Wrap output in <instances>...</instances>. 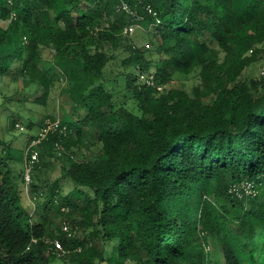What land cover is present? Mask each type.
Returning a JSON list of instances; mask_svg holds the SVG:
<instances>
[{
	"label": "trees",
	"instance_id": "obj_1",
	"mask_svg": "<svg viewBox=\"0 0 264 264\" xmlns=\"http://www.w3.org/2000/svg\"><path fill=\"white\" fill-rule=\"evenodd\" d=\"M138 22L158 59L124 43ZM53 44L68 106L57 130L37 145L35 134L6 139L37 125L0 110V121L11 112L0 127V264H264V79L244 78L264 54V0H0V77L43 88L37 103L54 84L40 48ZM120 49L119 91L105 71ZM197 70L191 91L170 87ZM85 140L99 154L68 158V195L35 177L56 145L74 155ZM33 150L29 212L14 165ZM54 239L67 254L51 253Z\"/></svg>",
	"mask_w": 264,
	"mask_h": 264
},
{
	"label": "rangeland",
	"instance_id": "obj_2",
	"mask_svg": "<svg viewBox=\"0 0 264 264\" xmlns=\"http://www.w3.org/2000/svg\"><path fill=\"white\" fill-rule=\"evenodd\" d=\"M145 23V22H144ZM144 23H136V28L131 36L124 39V43H131L133 46L137 48H145L149 49L148 57L158 59L159 56L156 53V49L154 50V43L150 42L148 35L150 33V29H146ZM108 22L106 19L103 20V25L107 26ZM26 43L28 40H25ZM55 46H42L40 48L41 58L39 61V67L41 69L47 70L49 76L54 80V84L52 85L49 95L47 96V100L45 103H37L34 100L41 96L43 93V88L38 87L37 85L31 87L29 90H23V84L21 81H15L9 77L2 78L0 77V110L3 111L10 109L11 112H18L26 117H29L31 121H33L34 125L37 127L33 131H29L26 127L18 128V130L7 131L5 133L6 139H13L15 137H21L26 134H35L38 135L40 132L46 128L48 125H52L60 120L62 117V111L65 108H68L66 105L65 108L63 104V100L66 96L62 95L61 91L65 86V82L63 80V76L60 71L55 67L54 53ZM116 57L109 62L105 78L109 81L112 87L121 90L123 84L122 82H118L116 80L117 73L121 68L120 62L121 59L125 56V53L122 49H120L116 53ZM264 66V54L261 59L252 64L245 72L244 78H259L262 67ZM121 84V85H120ZM201 84V78L199 70L191 73L190 75L183 76L181 74H174L172 76V82L170 87L173 88H185L187 91H191L193 87ZM34 92V90H36ZM30 92H32L30 94ZM30 94V95H29ZM7 114H2L0 121V127L3 129V126L7 123ZM5 118V119H4ZM5 131V130H4ZM53 129L49 130L52 132ZM48 132V133H49ZM21 142L17 143V146H20ZM39 149V147H38ZM40 152H45L42 148L39 149ZM100 146L97 144L92 145L91 140H85L82 144H79L77 147L73 148L74 155L63 148L61 144L56 145L49 153L44 155L43 161H41L38 165L40 169L34 172L35 177L42 182L55 183L56 180L59 181V187L63 192V195H68L75 187L74 183L65 177H63L62 167L68 165V158L73 157V161H81L86 159H95L99 154ZM14 169L19 173L20 178H18L19 187L22 195V205L29 212L34 211V199L30 195V190L27 188V182L22 180V177L26 174H29L30 171L26 168L25 164L14 165ZM32 180V178L30 179ZM31 182V181H30ZM40 184V183H39ZM43 188H46L43 183H41ZM41 187V186H40ZM45 191V190H44ZM35 221H38L37 217H33ZM53 264H64L62 259H56Z\"/></svg>",
	"mask_w": 264,
	"mask_h": 264
},
{
	"label": "built area",
	"instance_id": "obj_3",
	"mask_svg": "<svg viewBox=\"0 0 264 264\" xmlns=\"http://www.w3.org/2000/svg\"><path fill=\"white\" fill-rule=\"evenodd\" d=\"M123 8L126 10V12H128L129 14H132L134 16H136L134 10L130 9L125 3L123 4ZM136 25L135 24H131L129 26H127L124 31L123 34L127 35V36H131V34H133V32L135 31ZM261 76L264 79V66L262 67V70L260 72ZM59 127V122L57 121L56 123L52 124V125H48L46 126L45 129H43L40 134L39 137L37 138V140H35L33 142V145H37L39 144L43 139H45L47 137V134L49 132V130L53 129V130H57V128ZM30 160L28 161L26 168H28V170L31 173V170L33 168V165L35 163L38 162L39 160V153L37 152V150H33L30 156ZM31 175V174H30ZM25 180L27 182V185L29 184L30 180V176L29 174L25 175ZM245 189L246 192H251V188H252V183H249L248 185H246L245 187H243ZM62 230L64 233H66L68 236H71V227L68 224H63L62 225ZM51 245L52 247L50 248V251L52 254L56 255L57 257H62L65 254L68 253V251L66 249H64L61 241L59 239H54L51 241ZM80 251V250H79Z\"/></svg>",
	"mask_w": 264,
	"mask_h": 264
}]
</instances>
